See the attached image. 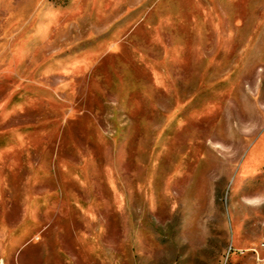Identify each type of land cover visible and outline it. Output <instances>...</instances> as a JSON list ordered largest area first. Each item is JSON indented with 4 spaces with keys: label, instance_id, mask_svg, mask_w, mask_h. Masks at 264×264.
Listing matches in <instances>:
<instances>
[{
    "label": "rangeland",
    "instance_id": "1",
    "mask_svg": "<svg viewBox=\"0 0 264 264\" xmlns=\"http://www.w3.org/2000/svg\"><path fill=\"white\" fill-rule=\"evenodd\" d=\"M0 195L25 264H264V0H0Z\"/></svg>",
    "mask_w": 264,
    "mask_h": 264
},
{
    "label": "crops",
    "instance_id": "2",
    "mask_svg": "<svg viewBox=\"0 0 264 264\" xmlns=\"http://www.w3.org/2000/svg\"><path fill=\"white\" fill-rule=\"evenodd\" d=\"M5 203H8L7 198L0 195V264H25L23 252L39 247V244L27 238L22 224L10 225Z\"/></svg>",
    "mask_w": 264,
    "mask_h": 264
},
{
    "label": "built area",
    "instance_id": "3",
    "mask_svg": "<svg viewBox=\"0 0 264 264\" xmlns=\"http://www.w3.org/2000/svg\"><path fill=\"white\" fill-rule=\"evenodd\" d=\"M263 246H264V244H263ZM254 251H256L257 252V250L256 249H254ZM241 253H243L242 251H240Z\"/></svg>",
    "mask_w": 264,
    "mask_h": 264
}]
</instances>
